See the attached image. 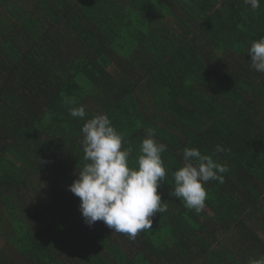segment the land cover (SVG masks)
<instances>
[{
    "label": "trees",
    "instance_id": "obj_1",
    "mask_svg": "<svg viewBox=\"0 0 264 264\" xmlns=\"http://www.w3.org/2000/svg\"><path fill=\"white\" fill-rule=\"evenodd\" d=\"M264 0H0V264H249L264 255ZM83 105L84 118L70 108ZM136 166L167 145V211L135 240L89 226L70 190L87 119ZM222 145L226 151L217 153ZM185 147L228 168L200 214L170 195Z\"/></svg>",
    "mask_w": 264,
    "mask_h": 264
},
{
    "label": "clouds",
    "instance_id": "obj_2",
    "mask_svg": "<svg viewBox=\"0 0 264 264\" xmlns=\"http://www.w3.org/2000/svg\"><path fill=\"white\" fill-rule=\"evenodd\" d=\"M244 3L252 10L261 7V0H244ZM247 56L251 58V68L264 74V36L251 42ZM70 115L84 118L86 109L83 105L72 107ZM81 132L85 163L69 190L81 201L82 217L89 226L102 221L113 232L135 240L140 232L152 229L157 213L168 210L162 193L158 192L167 182L162 159L167 145L156 139L153 129H148L140 142L136 166H131L132 149L124 147L123 134L107 114L87 119ZM224 151L222 145L215 148L217 153ZM182 160V166L172 173L170 195L200 214L208 196L206 185L210 181L223 182L222 174L228 168L195 147H185ZM249 264H264V255L252 258Z\"/></svg>",
    "mask_w": 264,
    "mask_h": 264
},
{
    "label": "rangeland",
    "instance_id": "obj_3",
    "mask_svg": "<svg viewBox=\"0 0 264 264\" xmlns=\"http://www.w3.org/2000/svg\"><path fill=\"white\" fill-rule=\"evenodd\" d=\"M262 238H264V235L262 236Z\"/></svg>",
    "mask_w": 264,
    "mask_h": 264
}]
</instances>
